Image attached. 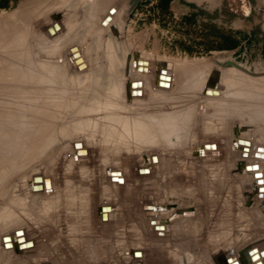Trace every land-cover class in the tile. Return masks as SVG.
Masks as SVG:
<instances>
[{
  "label": "rangeland",
  "instance_id": "374dc122",
  "mask_svg": "<svg viewBox=\"0 0 264 264\" xmlns=\"http://www.w3.org/2000/svg\"><path fill=\"white\" fill-rule=\"evenodd\" d=\"M20 19L30 53L10 64L37 70L42 103L63 101L0 184V227L23 218L20 232L0 230V264H243L254 245L264 255V199L243 175L264 183L253 163L264 155V0H0V31ZM206 141L219 148L204 153Z\"/></svg>",
  "mask_w": 264,
  "mask_h": 264
},
{
  "label": "bare ground",
  "instance_id": "6f19581e",
  "mask_svg": "<svg viewBox=\"0 0 264 264\" xmlns=\"http://www.w3.org/2000/svg\"><path fill=\"white\" fill-rule=\"evenodd\" d=\"M112 8H114V7L111 6L109 8V10H111ZM109 15H110V13L108 14V11H107V15L103 19H105L108 16L105 19L106 23H108L112 19L111 22L108 24L110 27H112L113 23L116 21L115 20L116 18L114 19V16H112V15H111L112 16V18H111ZM108 18H111V19L109 20ZM108 25H106L107 27L104 26V28H108ZM54 27L57 30L59 29L57 24H55ZM71 28H72V25L68 26L66 31H69V29H71ZM28 35H29V31L27 29V26L24 24L23 20H21V22L18 24H14L8 32L0 31V184L4 181L3 179L6 175V173L8 172V170L13 168L14 166H16L18 163L22 162L24 156H26L28 153L31 152L34 144L43 135L42 134L43 128L45 126L43 125L42 114L47 115L50 113L53 115L55 113L54 108H58L60 106L59 104L63 101L62 98H60L59 96H57L54 93L55 96L52 94L49 96H47V95L44 96V97H47V102H43L44 103V105H43V103L41 101V97H42L41 94L43 92H45V90L40 88L41 87L40 84L43 82V80L39 79V75L37 76V78L31 77V76L35 75L37 70L34 67L28 68L26 66L21 67L20 65L10 64V54H12V53H13L12 57H15V59L19 60L18 62H20V60L25 62L26 59L28 58V54L30 53V48L27 49V47L25 46L27 39H28ZM54 35H55V37L59 36V34L58 35L54 34ZM52 37L53 36L51 35V38ZM78 52H79V55H78L77 51L73 52L74 54H72V56H71L72 63L79 70H85V69H87L88 61H87L86 57L84 56L83 52H81V51H78ZM7 53H8V55H7ZM77 58H81V60H79L78 63L76 62L78 60ZM118 60H119V58H118ZM80 63L83 65L85 64V66L80 65ZM118 63H120V62H118ZM121 64L119 66H121ZM10 65H12L11 67L14 70L16 68L17 71L16 72L9 71L8 69H9ZM147 67H148V65H147V63L144 62L142 57L140 59H138V58L136 59L135 71L138 75L144 76L145 73L147 72V69L149 68V67L148 68ZM148 72H150V70H148ZM155 78H157V77H155ZM162 79H164V77H162ZM23 85H27V86L24 87ZM45 85H47V84H45ZM60 93H62V92H60ZM44 100H46V98ZM261 104H262L261 107L264 109L263 103H261ZM109 106L111 108L112 105H109ZM107 107H108V105H107ZM104 109H105V107H104ZM112 109L114 110V107ZM98 111H100V110L98 109ZM112 113L115 115L117 114L115 112H112ZM86 114H88L87 111H86L85 115ZM91 114H92V117H94V118H95V116H97V115L93 116V114H94L93 112ZM109 114L112 116L111 112ZM101 116H103V115H101ZM97 117H99V112H98ZM117 117H119V115ZM83 118H86V117H83ZM87 118L88 119H86L85 122H89V121H87V120H89V117H87ZM94 118H92V119H94ZM114 118H115V116H114ZM107 119H110V118H107ZM119 120L123 124L129 123L127 120L122 121L121 118H119L117 121H119ZM95 122L97 123V121H95ZM102 122H103L102 124H105L106 121L105 122L102 121ZM137 123L149 124L150 122L149 121H140ZM178 123L181 124L182 122H180V120H179ZM88 124H90V122ZM88 124L86 123V125H83V126L87 127ZM83 126L82 127L80 126L79 128H76L74 130L75 131L76 130L77 131H83L86 129ZM92 126H95L94 122L92 123ZM101 128H102V126H101ZM88 129L90 131V128H88ZM94 130L95 129H93V131ZM122 130L124 132H127V133H131L133 131L132 129H129V128H127V129L124 128ZM106 131H107V129H106ZM108 131H110V130L108 129ZM88 135H89V133H88ZM151 136H152V134H147V135L142 136V139L146 141V140H148V137L151 138ZM154 141H156V143L159 144V143H162L163 140H162V138L154 135ZM214 143L217 146L216 148H211V150H208L205 148V145L211 146V144H214ZM203 147H204L203 152L204 153H210V154H211V152H213L214 150H217L219 148L218 144L216 142H213V141H206L203 144ZM258 147H263V149H261V150L259 149V150H260V152L264 153V138L262 139V142L259 143V145H256V149ZM256 149L253 151V155L255 154ZM220 155H221V152H220ZM157 158H158L157 161L160 164L161 159H160V157H157ZM253 163H259L262 166L264 164V155L262 157H260V154H259L257 157H255V158L253 157ZM259 171H263V167H261L259 169ZM170 172L173 173L174 171L170 170ZM243 175L246 177L252 178V179L250 178L251 179V181H250L251 186L257 192V194L255 196V201L256 202H258V201L262 202V199H264V192H260V191H264V187H261V186H264V183L262 184L261 181L259 182L258 179L255 178L256 171L254 169H251V170L245 169ZM261 178L263 181L264 176ZM36 180H40V178H37ZM177 180H178V177H177ZM184 183H187V182L185 181ZM47 186L50 187V185H47ZM259 188H260V191H259ZM14 203L19 204V205L22 204L21 206H23V205L25 206L26 200L24 198L18 197ZM49 206H51V205H49ZM262 206H263L262 210L264 211V202H263ZM149 209L152 210L153 206H151ZM104 210H107V208H104ZM154 212L155 211L152 210V213H154ZM8 217L10 218L9 223L3 224L2 227H0L1 228L0 230L1 231L2 230L8 231L9 230L8 228L11 229L14 227L13 228L14 232L15 231L20 232L23 228V220H22L23 218L21 217L22 219H20V218L12 217L11 214H9ZM2 236H4L3 232H2L1 237ZM177 242L179 243V248L184 249V247H186L183 237H179ZM254 247H258V251L256 248L253 249ZM254 247L253 246L249 247L247 249V252L245 251L246 252L245 255L243 257H241V261L243 264H253L252 261L255 264L258 261H261L262 264H264V255H263L262 246L254 245ZM251 249H253V250H251ZM7 250H9V249L6 248L5 251H7ZM228 261L231 262V259L230 260L228 259ZM257 264H260V263L258 262Z\"/></svg>",
  "mask_w": 264,
  "mask_h": 264
},
{
  "label": "crops",
  "instance_id": "0c3cea01",
  "mask_svg": "<svg viewBox=\"0 0 264 264\" xmlns=\"http://www.w3.org/2000/svg\"><path fill=\"white\" fill-rule=\"evenodd\" d=\"M98 27V26H97ZM97 27H95V29H97V31H99V33H98V35H95L94 36V33L92 34V36H94L93 38H94V40H96V42L98 43V44H100V43H103V39H102V37L104 38L105 36H104V32H101V29L100 28H97ZM99 29V30H98ZM102 33V34H101Z\"/></svg>",
  "mask_w": 264,
  "mask_h": 264
},
{
  "label": "water",
  "instance_id": "95a60500",
  "mask_svg": "<svg viewBox=\"0 0 264 264\" xmlns=\"http://www.w3.org/2000/svg\"><path fill=\"white\" fill-rule=\"evenodd\" d=\"M134 1L137 2V1H140V0H134ZM115 11H116L115 8H112L110 12H111V13H114ZM108 19L110 20L111 18H108ZM231 63H233V62H231ZM233 264H234V263H233Z\"/></svg>",
  "mask_w": 264,
  "mask_h": 264
},
{
  "label": "trees",
  "instance_id": "16d2710c",
  "mask_svg": "<svg viewBox=\"0 0 264 264\" xmlns=\"http://www.w3.org/2000/svg\"><path fill=\"white\" fill-rule=\"evenodd\" d=\"M165 1H168V0H165Z\"/></svg>",
  "mask_w": 264,
  "mask_h": 264
}]
</instances>
